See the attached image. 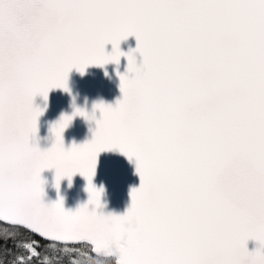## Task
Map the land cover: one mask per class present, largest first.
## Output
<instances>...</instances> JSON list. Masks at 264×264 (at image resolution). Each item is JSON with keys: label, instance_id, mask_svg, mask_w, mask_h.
I'll return each mask as SVG.
<instances>
[{"label": "snow or ice", "instance_id": "snow-or-ice-1", "mask_svg": "<svg viewBox=\"0 0 264 264\" xmlns=\"http://www.w3.org/2000/svg\"><path fill=\"white\" fill-rule=\"evenodd\" d=\"M121 57V97L90 113L73 101L42 150L35 99L46 108L50 91L71 95V71ZM76 117L95 128L66 148ZM106 152L139 177L122 215L98 211ZM49 170L58 196L45 204ZM76 175L88 199L66 211L60 184ZM0 223L21 249L11 264H49L41 245L81 246L90 264H264V0H0Z\"/></svg>", "mask_w": 264, "mask_h": 264}, {"label": "water", "instance_id": "water-1", "mask_svg": "<svg viewBox=\"0 0 264 264\" xmlns=\"http://www.w3.org/2000/svg\"><path fill=\"white\" fill-rule=\"evenodd\" d=\"M135 47L134 37H129L120 44V50L125 53ZM106 51H111V45L106 46ZM136 59L139 64L140 57L138 55ZM126 64V59L121 57L119 65L108 64L103 69L89 67L83 76L75 70L71 71L68 79L71 95L59 89L50 91L46 108L42 100L37 97L34 103L45 109L43 115L38 119V146L42 150L51 146L52 138L49 135V127L58 120L61 114H71L73 101L76 107L83 108L89 113L94 103L103 102L114 105L115 101L121 97L117 73L123 74ZM96 116L99 118L98 112ZM94 128V122H86L80 117L74 118L63 133L65 147L67 148L73 143L79 145L90 140V129ZM53 177L52 170L42 173V179L46 181L43 197L45 204L54 203L57 200L58 194L53 187ZM93 184L98 189L101 187L104 189L101 198L104 207L98 211H102L105 215L109 213L122 215L130 205V190L139 186V177L135 174L134 161L129 162L118 152L101 153L98 157ZM84 189L85 181L79 175L72 178L70 187L66 179L61 181L59 197L63 199V207L66 211H75L77 207L87 202L88 195ZM247 247L249 251H252L255 247L254 242L249 241Z\"/></svg>", "mask_w": 264, "mask_h": 264}, {"label": "trees", "instance_id": "trees-1", "mask_svg": "<svg viewBox=\"0 0 264 264\" xmlns=\"http://www.w3.org/2000/svg\"><path fill=\"white\" fill-rule=\"evenodd\" d=\"M5 231L15 232V229L6 228L5 225L0 223V235H3ZM18 239L26 240L29 239V237L26 235H20ZM74 247L78 250L67 254L47 249L43 245L40 246L38 251L42 257L47 256L49 264H73V262H75V264H90L89 257L92 255L90 254V251L81 246ZM5 249L8 251L5 252ZM20 252L21 249L13 247V242L11 240L5 244V242L0 239V264H11ZM34 264H39V262L34 261ZM100 264H114V261L101 260Z\"/></svg>", "mask_w": 264, "mask_h": 264}]
</instances>
